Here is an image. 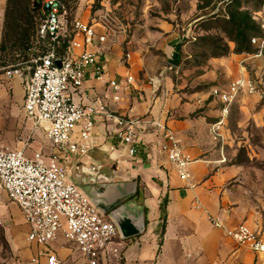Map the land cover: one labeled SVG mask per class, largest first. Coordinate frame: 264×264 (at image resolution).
Instances as JSON below:
<instances>
[{"label": "crops", "instance_id": "0c3cea01", "mask_svg": "<svg viewBox=\"0 0 264 264\" xmlns=\"http://www.w3.org/2000/svg\"><path fill=\"white\" fill-rule=\"evenodd\" d=\"M5 7L6 0H0V42ZM105 41L93 45L101 77L96 79L89 68L84 85L74 96L83 107L95 105L97 99L109 112V116H96L90 137L83 140L88 147L85 153L74 155L52 146L43 127L26 118L23 101L28 76L24 69L11 77L0 70V143L22 150L29 158L38 151L57 153L68 179L84 189L98 178L124 184L122 192L128 191L126 184H134L135 192L126 201L133 211L144 212V231L125 239L119 260L109 257L108 262L98 264H263L262 253L237 244L225 232L239 224L256 232L264 233V229L262 222L254 221L225 191L226 175L217 169L210 135V125L220 110L211 101L196 100L204 97L198 90L185 91L180 76L165 72L151 77L143 65H127L120 48ZM179 43L175 33L170 35L169 56L177 52ZM127 76H132L131 83H126ZM156 78L159 81L153 84ZM110 80L120 84L117 92L108 86ZM114 95L119 96L118 101L113 100ZM119 119L146 122L135 129L139 142L134 156H129L121 139L126 125H120ZM153 120L166 125L190 157L188 178L180 177L159 152L161 130L151 124ZM81 127L74 129L72 141L80 140ZM0 216L1 226L6 224L4 238L11 264H46L47 251H53L61 264H89L61 237L47 245L29 242L22 211L4 192L0 193ZM210 217L223 226H214Z\"/></svg>", "mask_w": 264, "mask_h": 264}, {"label": "rangeland", "instance_id": "374dc122", "mask_svg": "<svg viewBox=\"0 0 264 264\" xmlns=\"http://www.w3.org/2000/svg\"><path fill=\"white\" fill-rule=\"evenodd\" d=\"M29 1L9 3L20 9L18 29L27 28L29 40L21 46L20 34L8 32L0 52V67L16 66L27 76L46 44L37 36L38 18L22 13ZM65 1L70 18L94 24L106 43L120 48L127 65L141 64L151 77L165 72L180 76L185 91L198 90L204 97L196 100L211 101L220 110L212 123L223 120L221 136L214 138L211 128L210 135L217 169L226 175L225 191L264 229V95L240 91L225 112L219 98L242 71L264 90V0ZM174 33L179 58L168 54ZM168 63L177 68L168 69ZM5 227L0 226V264H11ZM58 236L63 238L61 232Z\"/></svg>", "mask_w": 264, "mask_h": 264}, {"label": "built area", "instance_id": "2783aa9c", "mask_svg": "<svg viewBox=\"0 0 264 264\" xmlns=\"http://www.w3.org/2000/svg\"><path fill=\"white\" fill-rule=\"evenodd\" d=\"M33 1L40 10L37 36L41 43L46 44L44 51L32 60L25 83L23 112L26 118L43 127L52 146L74 155L82 154L88 148L83 140L90 137L96 116H109L107 109L97 99L95 105L86 107L74 100L86 81L89 68L96 79L101 77L93 45L95 41L103 42L105 35L98 34L95 25L89 21L71 19L64 0ZM57 59L59 66L55 64ZM176 68L175 64L168 63V69ZM0 70L6 77L20 72L16 66H2ZM132 79V76H127L126 83H131ZM158 81L156 78L152 82L157 84ZM108 86L115 92L120 89L116 80H110ZM240 91L264 95V90L242 71L230 82L227 91L219 94L225 104L222 111H226L227 105ZM113 100L118 101L119 96L114 95ZM222 121L218 119L211 124L214 138L221 136L219 129ZM150 122L161 130L162 140L157 143L159 152L165 154L176 167L180 177L188 178L190 157L177 144L166 125L156 120ZM118 123L126 125L121 139L129 156H134L135 145L139 142L135 129L146 125V122L119 119ZM79 124L82 126L80 140L72 141L73 131ZM1 192L22 211L28 224L29 242L47 245L55 241L61 232L63 238L73 244L89 264L108 262L109 257L119 260L124 241L116 225L92 204L76 183L68 179L66 168L57 153L44 155L38 151L29 158L22 150L8 149L0 143ZM210 220L216 227L223 226L217 218L210 217ZM2 224L0 216V226ZM225 232L237 244L264 255V233L256 232L246 224H239ZM46 264L61 262L53 251H47Z\"/></svg>", "mask_w": 264, "mask_h": 264}, {"label": "water", "instance_id": "95a60500", "mask_svg": "<svg viewBox=\"0 0 264 264\" xmlns=\"http://www.w3.org/2000/svg\"><path fill=\"white\" fill-rule=\"evenodd\" d=\"M56 65L60 61L55 60ZM95 181V180H94ZM128 191L122 192L124 184L112 183L103 178L96 179L86 189L78 185L92 204L116 225L122 239H127L144 231L145 216L142 210L133 211L126 201L135 192L134 184H126Z\"/></svg>", "mask_w": 264, "mask_h": 264}, {"label": "trees", "instance_id": "16d2710c", "mask_svg": "<svg viewBox=\"0 0 264 264\" xmlns=\"http://www.w3.org/2000/svg\"><path fill=\"white\" fill-rule=\"evenodd\" d=\"M10 2H11V0H6V7H5V12H4L3 34H2V40L0 42V52L4 51L6 49L5 39H6V35L8 32L13 34V35L20 34V40H21L20 45L21 46H23L24 43H27V41L30 38V32L27 28H23L22 31H19L18 28H20L21 25L19 24L18 19L20 18L21 11L15 5H12V7L9 8ZM24 12H29L31 16L37 17L38 20L40 21L39 6L33 0H30L29 4L26 5L22 9V13H24ZM176 51H177V48H176ZM173 57L174 58L177 57V52L176 53L174 52ZM162 207H163L162 209H164V211H165V205L163 206V203H162ZM163 217L165 218V215Z\"/></svg>", "mask_w": 264, "mask_h": 264}]
</instances>
